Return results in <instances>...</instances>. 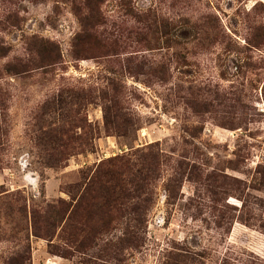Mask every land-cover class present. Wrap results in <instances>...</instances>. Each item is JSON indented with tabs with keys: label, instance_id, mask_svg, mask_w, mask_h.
I'll list each match as a JSON object with an SVG mask.
<instances>
[{
	"label": "rangeland",
	"instance_id": "1",
	"mask_svg": "<svg viewBox=\"0 0 264 264\" xmlns=\"http://www.w3.org/2000/svg\"><path fill=\"white\" fill-rule=\"evenodd\" d=\"M0 264H264V0H0Z\"/></svg>",
	"mask_w": 264,
	"mask_h": 264
}]
</instances>
